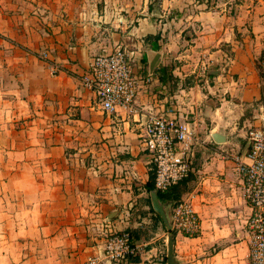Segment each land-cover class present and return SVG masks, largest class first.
I'll use <instances>...</instances> for the list:
<instances>
[{"label":"crops","instance_id":"obj_1","mask_svg":"<svg viewBox=\"0 0 264 264\" xmlns=\"http://www.w3.org/2000/svg\"><path fill=\"white\" fill-rule=\"evenodd\" d=\"M134 1L2 0L0 264H80L103 250L108 228L133 233L132 257L140 260L119 264H167L170 234L175 264H249L252 208L231 157L244 155L248 130L264 125L257 68L264 1L255 11L243 0H146L141 17L127 12ZM125 17L147 24L127 31ZM156 34L160 50L146 41ZM119 42L138 51L140 77L152 73L140 82L137 105L189 121L199 138L192 171L178 184L182 195L159 197L170 220L173 203H192L196 236L169 230L155 209L145 115L106 113L80 83L92 57ZM157 53L159 65L174 60L176 90L151 71Z\"/></svg>","mask_w":264,"mask_h":264},{"label":"built area","instance_id":"obj_2","mask_svg":"<svg viewBox=\"0 0 264 264\" xmlns=\"http://www.w3.org/2000/svg\"><path fill=\"white\" fill-rule=\"evenodd\" d=\"M42 58L48 60V54ZM137 62H140L138 51L127 44L119 45L94 55L79 80L85 89L94 93L96 103L106 113L123 111L145 115L142 145L151 156L156 189L168 191L189 177L194 146L199 138L189 121L146 111L137 105L140 82H150L152 78V73L145 77L136 73ZM247 143L245 154L232 155L231 159L243 178L245 196L252 208L247 221L249 264H264V125L248 130ZM171 220L173 229L186 236L201 232L200 218L189 200L175 202ZM104 237L103 250L80 264H119L137 254L129 230L108 228Z\"/></svg>","mask_w":264,"mask_h":264},{"label":"rangeland","instance_id":"obj_3","mask_svg":"<svg viewBox=\"0 0 264 264\" xmlns=\"http://www.w3.org/2000/svg\"><path fill=\"white\" fill-rule=\"evenodd\" d=\"M41 1H43V0H41ZM119 1L122 2L124 6H125V4L127 2L130 3V0H119ZM262 1H264V0H262ZM134 2L136 3V6L135 7L134 6L133 7L128 6V11L127 12L128 13H130V12L131 13H133V12L136 13V11H139L141 13L137 17H141L142 16V11H143L144 7L146 8V0H135ZM243 2L245 4H249V5L252 4V7H250V8H254L255 11L258 10V9H260L262 7V5H263V2H261L260 0H243ZM2 3H3L2 0H0V7H1ZM108 8H110L109 5H108ZM130 8L133 11H130ZM159 9L161 10V8H159ZM16 12H18V11H16ZM38 12L39 13L37 15L40 16V11H38ZM145 14H148V9L145 10ZM31 15H33L32 12H31ZM131 16H134V13ZM259 16H264V14H260L259 13ZM126 18L127 17H125V20L123 22H120V24H121V26H126L127 27V31L131 30L132 28L134 29V27H136V26L142 27V26H145L147 24L146 22H143L141 20H134L133 22L132 21L126 22ZM253 20L254 19H252V21L250 22L251 23L250 24L251 25L250 26L251 37L254 38V39H256V33L260 34V32L257 31V30H256V32L255 31L253 32V30H254ZM107 24L110 25V23H107ZM248 24H249V22H248ZM261 24L264 25V22H261ZM168 30L170 31V34L173 35V36H176L177 34L180 33L179 25L176 24V23H172V27L169 28ZM191 30H193V29H191ZM192 37L193 36L191 35L189 38H192ZM167 39H168V37L166 36V40ZM182 39H183V37L180 38V40H182ZM168 42L170 43L169 40H168ZM259 42L260 43L258 45L260 47V50H259V54H258V58H257V68H258V71H259L260 81H261V88H262V98L259 101V103L263 106L262 107V111L264 112V38H262L261 40L259 39ZM123 44H126V43L119 42L113 48H115V47H117L119 45H123ZM190 44H192V42H190ZM35 53H36L37 57H39L40 59H42V60H44V61H46V62H48L50 64V56H49V53L48 52H46V51H39V52H35ZM44 54H48V60H45V59L42 58L44 56ZM171 60H173V58H171ZM173 63H174V60L173 61H170V62L168 61V65H172ZM50 67H51V65H50ZM2 77L3 76L0 74V105L3 104L2 101H1V99H2L1 96H3V90H2L3 89V86H2L3 85V80H2L3 78ZM174 205H175V203H173L172 209H173Z\"/></svg>","mask_w":264,"mask_h":264},{"label":"trees","instance_id":"obj_4","mask_svg":"<svg viewBox=\"0 0 264 264\" xmlns=\"http://www.w3.org/2000/svg\"><path fill=\"white\" fill-rule=\"evenodd\" d=\"M159 39H160L159 34L148 35L146 38V41L151 42L153 49L160 50V45L157 43ZM154 72L158 73L159 80L162 84H167L168 82H171L172 89L173 90L177 89V86L179 83V78L174 76L172 65L161 64L154 70ZM146 186H147V189L149 191L153 190V189L157 190L156 186H155V175H154V172L152 170L150 173V179L147 182ZM157 191H158V195L161 199L166 198L168 200H177L183 193V190L179 188V185L174 186L173 188L169 189L168 191H159V190H157ZM132 235H133V233H132ZM130 258H132V260L135 262H138L140 260L139 257H130Z\"/></svg>","mask_w":264,"mask_h":264},{"label":"water","instance_id":"obj_5","mask_svg":"<svg viewBox=\"0 0 264 264\" xmlns=\"http://www.w3.org/2000/svg\"><path fill=\"white\" fill-rule=\"evenodd\" d=\"M161 61V54L157 53V55L155 56V58L152 60L151 64H150V69L151 71H154L157 66L159 65ZM214 73L216 71H213ZM212 72V73H213ZM211 74V73H210ZM213 137L215 139L216 142H222L225 140L224 137H222V134L220 133H214ZM152 196H153V200H154V204H155V209L161 214V216L163 217L167 228L169 230L173 229V225H172V221L168 218L166 210H165V206L164 204L161 202V200L159 199L158 196V191L154 190L152 191ZM167 264H175V259H174V238H173V234L169 235V243H168V263Z\"/></svg>","mask_w":264,"mask_h":264}]
</instances>
